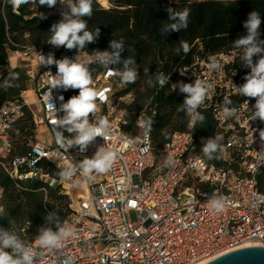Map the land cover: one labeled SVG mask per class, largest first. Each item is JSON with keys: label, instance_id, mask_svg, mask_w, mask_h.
<instances>
[{"label": "built area", "instance_id": "1", "mask_svg": "<svg viewBox=\"0 0 264 264\" xmlns=\"http://www.w3.org/2000/svg\"><path fill=\"white\" fill-rule=\"evenodd\" d=\"M68 2L65 0V5ZM61 9L68 10L58 3L55 10ZM195 48L190 61L176 69L170 91L185 96L174 89L178 81L194 84L203 80L213 86L211 98L198 111H208L215 126L212 138L221 137L223 151L216 158L219 165L204 157L202 148L207 139L195 132L196 125L189 127V117L186 130L174 133L160 148L153 145L151 133L145 139L139 127L140 120L149 119L144 111L135 120L137 135L125 132V111L118 103L130 96L116 98L124 85L119 77L108 76L104 68L93 79V86L97 91L107 89V100L97 101L92 122L106 117L116 138L103 141L98 137L86 155L90 158L98 145H104L119 152L120 158L108 173H93L89 178L77 168L71 180L54 179L43 168V163H48L62 171L67 164L78 165L84 157L55 142L57 116L48 110L44 97L51 94L59 107V96L66 102L68 91L51 89L46 71L55 75L56 66L45 68L37 57L53 53L56 59H74L77 54L48 43L43 48L26 47L10 53V63L11 59L15 65L21 63L28 84L33 86V105L38 112L34 122L45 129L46 139L39 138L31 146L30 157L13 156L10 132L29 104L24 93L20 101L4 102L0 107V174L19 189L25 181L57 189L68 199L70 211L62 223L76 230V236L66 240L63 248L49 250L39 248L38 236L29 238L24 228L11 226L37 252V264H206L242 248H264V123L251 120L255 100L240 96L237 88L250 69L241 65L239 49L212 54L200 45ZM78 55L81 60H95L86 52ZM212 59L220 62L223 70H209ZM225 99L238 109V119L222 115ZM120 137L137 143L121 147ZM144 148L148 150L141 151ZM53 152L58 156L51 158ZM169 156L175 161L172 167L166 164ZM2 194L3 190L0 199ZM213 194L230 201L224 212L210 211L208 197ZM130 213L135 222H131Z\"/></svg>", "mask_w": 264, "mask_h": 264}, {"label": "trees", "instance_id": "2", "mask_svg": "<svg viewBox=\"0 0 264 264\" xmlns=\"http://www.w3.org/2000/svg\"><path fill=\"white\" fill-rule=\"evenodd\" d=\"M108 7L104 8L93 0V14L83 17L87 21L88 30L95 32L100 28V37L95 43H90L81 52L92 55L94 50H110V40L125 42L126 51L122 57H133L140 76L135 83H123L124 87L116 94V98L133 95L134 100L129 105L121 104L125 111L122 129L132 136L137 135L135 120L141 112H146L154 121L151 137L155 147H162L169 142L174 133L186 130L188 116L179 111L185 96L170 91V82L174 79L176 69L190 61L200 45L212 54L226 53L236 49L233 41L246 35L243 27L251 11L261 14V39H264V0H229L227 6L221 0H106ZM57 6V5H56ZM56 6L49 8L41 6L39 0H28L19 8H14L10 0H0V85L8 79L12 87L0 86V107L4 102L20 101V95L28 90V78L21 65L12 66L10 53L21 51L26 47L43 48L51 36L50 28L61 19L54 13ZM177 11L190 9L189 25L186 30L162 34L163 24L170 23L166 8ZM41 13L47 18L40 19ZM181 41H187L190 51L183 50L177 54ZM67 53L77 54V51L67 50ZM80 53V52H79ZM113 67L123 68V65ZM148 67L149 72L144 74ZM93 79L103 71L98 64L89 66ZM11 72L18 73V79L9 76ZM163 72L170 76L168 83L161 88L158 84L150 86L149 80L155 81L156 76ZM78 95L77 90L69 89L68 97ZM205 117L203 124L197 123L195 132L205 139L212 138L215 132L214 123L208 111H200ZM32 117L24 109L23 117L16 122L10 132L13 145V156L30 157L31 146L26 144L14 147L13 138L21 136L32 137ZM214 165L219 163L216 158L209 160ZM43 168L52 178H60L61 170L48 163ZM0 188L6 203L4 210L7 215H0V224L5 227L24 228L29 238L38 235V228L51 226L55 229V218L46 221L49 213L55 212L61 222L69 214L66 197L57 189H51L43 182H21L20 191L5 174H0ZM1 197V198H2ZM12 199L20 200L18 204L10 203Z\"/></svg>", "mask_w": 264, "mask_h": 264}, {"label": "clouds", "instance_id": "3", "mask_svg": "<svg viewBox=\"0 0 264 264\" xmlns=\"http://www.w3.org/2000/svg\"><path fill=\"white\" fill-rule=\"evenodd\" d=\"M28 0H10L14 8H19ZM227 3L229 0H221ZM67 6L68 10L60 12L61 19L53 23L50 28L51 36L48 44L55 48L64 47L71 51L76 50L75 58L67 56L56 59L53 53L44 54L37 57L39 64L45 68L56 66V74L46 71L50 76L49 84L51 89L68 91L69 89L79 90L78 95L70 97L64 102L63 95L59 96L61 101L57 107L53 96L50 94L44 99L47 103L48 110L57 116L54 121L55 127V142L61 148L75 149L76 152L84 158L78 165L67 164L60 172V176L64 180H71L75 175L77 168L82 170L85 177L91 178L93 173L105 174L112 170L120 158L119 152L111 147L98 145L97 149L90 158L86 155L87 150L97 138H102L103 141L115 139L112 127L109 120L105 117L98 122L93 123L92 118L97 112V101H106L107 89L97 91L93 86V75L90 71L89 64L96 63L100 67L107 69L108 76L119 77L124 83H135L140 73L136 68V60L133 57H122V53L126 51L125 42L120 40H110V50H94L95 60H81L78 53L84 50L88 44L95 43L100 37V28L95 32L88 30L87 21L83 17H91L93 14V0H69L65 5V0H39L41 6L49 8L55 7L57 4ZM170 23L162 25L161 31L164 35H169L172 32H180L186 30L189 25L190 9L185 8L182 11H177L172 7L166 8ZM47 17L41 13L40 19ZM261 14L257 11H251L248 18L243 23V27L247 30V34L238 37L233 41L236 49L240 50V61L244 68L250 71L244 76V83L238 88L240 96L254 99L251 120H259L264 123V39H261ZM183 50L185 54L190 51V46L187 41H181L180 47L176 49L177 54ZM254 57H258L254 61ZM123 65V68L113 67ZM209 70L221 71L224 66L216 59H212L208 65ZM149 72L148 67L144 69V74ZM182 75V74H181ZM9 76L13 79H18V73L11 72ZM170 76H166L163 72L156 76L155 81L149 80L150 86L157 84L163 88L169 81ZM2 87L8 88L13 85L8 79L3 81ZM174 89H178L179 93L185 94L182 104L179 106V111H183L190 118L189 127L193 128L197 123L203 124L205 117L198 111L205 100L211 98V93L214 91L213 86L203 80H195V83H184L178 81L174 84ZM230 99L224 100L222 115L225 118H239L238 109L232 105ZM63 113L58 118V114ZM154 121L142 119L139 121V127L143 130L144 137L147 139L152 131ZM65 132L69 136H65ZM264 136V133H262ZM122 139L121 147H127L137 143L136 140L127 137ZM144 148L141 151L146 152ZM204 157L208 160L218 158V153L223 151L221 137L208 138L202 148ZM166 164L170 167L175 165V161L171 156L166 160ZM2 191V190H0ZM207 195V194H205ZM209 209L214 214L221 213L229 206L230 201L223 196L213 194L208 197ZM0 215H7L4 208L0 207ZM55 218V229L53 228H38V245L41 249L59 250L63 248L64 242L76 236L74 227L62 223L59 216L55 213H49L45 217L46 221H51ZM38 254L33 247L20 238L15 230L10 227H5L0 224V264H37ZM64 264H69L65 261Z\"/></svg>", "mask_w": 264, "mask_h": 264}, {"label": "rangeland", "instance_id": "4", "mask_svg": "<svg viewBox=\"0 0 264 264\" xmlns=\"http://www.w3.org/2000/svg\"><path fill=\"white\" fill-rule=\"evenodd\" d=\"M198 1H204V0H198ZM97 3L101 6V4L99 3V1L97 0ZM61 11H58L57 14L60 15ZM18 65H21V63H18ZM14 66V65H12ZM28 92H31V95H29V99L32 101V104H29V108H27L28 112L30 113L31 117H32V137H28V138H24L21 136H16L13 138V142H14V147L16 148L18 145H22V144H26L27 146L30 145H34L38 139H46L45 136V129L43 127H40L39 125H36L34 122V118L37 117L38 112H37V108L36 106L33 105V102H35V95L32 94L33 91V86L31 84H28ZM130 97H127L123 102H117L118 103V107L121 108V104L123 105H129L133 102L134 100V96L133 95H129ZM25 99L27 100V96H25ZM17 189V188H16ZM20 191V189H17ZM20 200H15L12 199V201H10V203H16L18 204ZM66 202L68 203V199H66ZM6 201L5 199L2 197L0 199V207L4 208L5 207ZM131 222H135V216L133 213H130L129 215Z\"/></svg>", "mask_w": 264, "mask_h": 264}, {"label": "water", "instance_id": "5", "mask_svg": "<svg viewBox=\"0 0 264 264\" xmlns=\"http://www.w3.org/2000/svg\"><path fill=\"white\" fill-rule=\"evenodd\" d=\"M206 264H264V248L260 246L242 248Z\"/></svg>", "mask_w": 264, "mask_h": 264}, {"label": "bare ground", "instance_id": "6", "mask_svg": "<svg viewBox=\"0 0 264 264\" xmlns=\"http://www.w3.org/2000/svg\"><path fill=\"white\" fill-rule=\"evenodd\" d=\"M98 1H99V3L101 4L102 7H104V8L108 7V3H107L106 0H98ZM13 61H14V59H11V62H13ZM24 95L27 96L26 102L28 104H32L31 103L32 101L29 99V95H31V92L26 91V92H24ZM57 156L58 155L55 152H53L52 155H51V158H54V157H57ZM246 246H248V245H246ZM200 264H202V263H200ZM203 264H205V263H203Z\"/></svg>", "mask_w": 264, "mask_h": 264}, {"label": "crops", "instance_id": "7", "mask_svg": "<svg viewBox=\"0 0 264 264\" xmlns=\"http://www.w3.org/2000/svg\"><path fill=\"white\" fill-rule=\"evenodd\" d=\"M63 10H65V9L55 10L54 13L57 14L58 11H63ZM57 15H59V14H57ZM60 16H61V15H60ZM11 65H14V66H15V63H14V62H11Z\"/></svg>", "mask_w": 264, "mask_h": 264}]
</instances>
